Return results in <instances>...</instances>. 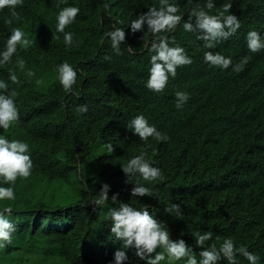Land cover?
Wrapping results in <instances>:
<instances>
[{
  "label": "trees",
  "instance_id": "1",
  "mask_svg": "<svg viewBox=\"0 0 264 264\" xmlns=\"http://www.w3.org/2000/svg\"><path fill=\"white\" fill-rule=\"evenodd\" d=\"M172 2L179 7L177 14L182 21L173 32L160 35H167L170 41L174 38L175 45L170 46L183 47L192 63L178 67L176 77L170 76L160 93L145 86L154 54L148 50L151 42H146L153 37L146 25L144 32L133 33L130 24L149 7H158L159 0H23L15 9L21 19L13 20L11 25L6 20L12 10H0V52L14 27L36 41L27 50L18 46L12 61L0 65V80L17 91L20 109V119L7 130L0 128V136L28 143L26 154L33 163L28 178H18L12 185L0 181V186L14 188L15 200L0 201V211L12 207L7 219L16 228L12 243L0 248V264H30L21 251L16 254L23 247L43 249L46 260L42 264H115L114 253L122 249L123 241L115 240L110 232V210L118 208L119 203L137 209L143 203L149 204L150 214L165 221L178 239L184 238L198 260L203 249L193 247L191 234L195 231L213 233L206 247L216 243L219 248L223 238L231 237L237 247L244 245L258 255V264H264V58L261 61L256 56L253 66L257 69L252 75L216 68L203 58L205 51L237 58L244 47L242 36L246 38L249 31L264 36V0H213L215 7L232 2L231 10H238L242 20L238 34L228 42L220 41L213 49L203 47L197 39L201 33L183 28L189 13L197 6L204 8L206 0ZM65 6L80 9L65 29L74 34L70 47L64 44L63 34L56 31V16ZM191 23L195 24V17ZM115 28L125 32L121 55L115 53L105 36ZM18 57L26 62L23 70L16 66ZM65 61L77 72L70 93L64 91L55 72ZM29 71L35 75L28 76ZM10 72L17 75L18 84L8 81ZM204 75L216 76L223 93L231 88L252 89L251 109L242 116L241 124L255 120L253 131L235 127L230 136L209 130L194 102L188 99L182 108L175 107V92L187 93L186 85ZM37 80L43 83L38 85ZM81 105H87L86 113L77 111ZM33 110L38 117H31ZM141 114L168 139L156 141L149 137L141 141L127 128L129 121ZM241 139L256 153V184L242 173L229 175L228 166L241 149L237 142ZM109 145L113 146L112 152L108 151ZM146 145V159L161 170L164 180L147 182L137 174L132 183H126L128 176L120 166L139 155ZM79 158L82 177L78 174ZM105 183L110 186V199L95 206L92 201ZM134 184L149 187L154 195L131 196ZM114 194L116 202L111 200ZM171 203L181 206V216L164 211ZM123 250L128 256L123 264L144 263L133 248ZM237 262L249 264L239 255ZM218 264L228 262L221 259Z\"/></svg>",
  "mask_w": 264,
  "mask_h": 264
},
{
  "label": "clouds",
  "instance_id": "2",
  "mask_svg": "<svg viewBox=\"0 0 264 264\" xmlns=\"http://www.w3.org/2000/svg\"><path fill=\"white\" fill-rule=\"evenodd\" d=\"M23 4V0H0V10L4 8L11 9L9 18L6 23L11 25L13 20L19 21L20 15L15 11L17 6ZM108 8L106 4L104 6ZM232 2H226L223 5L213 3V0H206L204 8L197 6L189 13V21L183 23L186 32L198 31L201 33L197 39L203 43L205 49H213L220 41L228 42L233 36L238 34L241 29V17L238 10H231ZM207 9V11L205 10ZM213 9V10H212ZM212 10V12H211ZM180 11L176 3L172 0H159V6L148 8L147 12L140 14L136 19L131 21V31L144 32V26H147L153 40L147 39V43L151 42L148 49L154 53L150 57L151 67L149 76L146 81V88L152 92L160 93L168 85L169 77L173 79L177 75V68L190 65L191 58L186 55L185 49L175 45L174 38L170 41L167 35L161 33L173 32L181 23L182 16L177 13ZM80 9L75 6H65L60 9L56 16V31L63 34L64 44L68 47L73 44L72 32H65V29L71 25L79 15ZM211 12V13H210ZM192 17H195V24L191 23ZM110 39L111 47L117 55H121L120 45L125 40V32L123 28H115L105 33ZM59 39V37H57ZM243 44L242 52L234 58L229 53L212 51L204 52V61L208 64L221 69H233L240 75H252L257 69L254 63L256 56H260V60L264 58V36H260L256 31H249L246 38L242 36L240 39ZM36 41L26 38L25 32L20 27L11 29L10 35L7 37L4 50L0 52V65L8 64L16 55L18 46L23 50H27ZM110 59V57H105ZM69 60V59H68ZM238 60V62H236ZM16 66L25 69V60L17 58ZM56 78L66 93L73 92V85L76 83L77 72L69 63L62 62L56 68ZM28 76H34L35 73L29 71ZM8 81L11 84H18L19 80L16 74L10 72ZM36 83L42 84V80ZM186 85V91H176V105L180 109L189 99L196 104L198 113L203 117V124L209 130L219 133H225L231 136L235 127L240 129H252L256 125L255 120H250L246 124H241L242 116L250 111L251 99L253 91L250 87L241 90L232 89L223 93L220 81L214 75H204L190 81ZM0 128L7 130L20 119V109L16 103L18 95L15 89H11L8 82L0 80ZM30 96V93H29ZM33 98L38 102L33 93ZM47 110L44 107H41ZM87 105H81L77 111L81 114L86 113ZM38 112H32L31 117H38ZM28 115L24 118L27 119ZM127 128L139 137L141 141H147L152 137L156 141H166L168 137L159 132L155 126L150 125L147 119L141 114L136 115L127 124ZM241 149L237 150V156H234L231 166H228V172L242 173L243 176L250 180L251 183H258L256 172L257 159L255 152L249 148V144L244 140H237ZM77 148V146H76ZM29 151V145L19 139H7L0 136V181L4 184H15L18 178H28L32 174L33 163ZM108 151H113V146H108ZM147 145L141 150L139 155L130 158L125 164L121 165V170L128 176L126 183H132V177L137 174L144 181L154 182L163 181L164 176L159 168L153 167L151 162L146 159ZM237 158V159H236ZM81 159H78V174L82 177L83 168ZM260 182V181H259ZM131 188L130 195L136 197L153 196L154 193L149 187L140 184H134ZM110 186L102 184L98 196L92 201L95 206L103 205L109 201L108 192ZM15 200L14 188L0 186V201ZM113 202L117 201V194L111 197ZM149 204L143 203L140 209L134 208L129 203H119L118 208L110 210L111 227L110 232L114 235L115 240L123 241L121 250L114 253L115 264H123L128 259L126 251L123 249L133 248L135 256L144 260L142 264H180L183 260L184 264H218L221 259H226L228 264H238L237 255L246 258L249 264H258V255L251 253L244 245L237 247L233 238L226 237L217 248L216 243H212L207 247L206 242L212 239V232L195 231L191 235L195 239L194 249L197 247L203 250L199 252L200 259L196 258L192 246L189 247L183 239H178L174 235L165 221H159L149 212ZM264 209V208H263ZM262 209V210H263ZM164 211L169 215L181 216V206L171 203L165 207ZM13 212L12 207L6 206L0 211V248H5L12 243V234L16 231L15 226L7 219ZM217 241H221L220 237H216ZM43 250V249H42ZM42 250L34 248L18 249L25 254L30 264H42L46 257L42 255ZM93 261V259H92Z\"/></svg>",
  "mask_w": 264,
  "mask_h": 264
}]
</instances>
